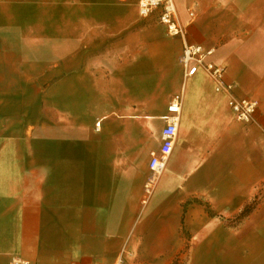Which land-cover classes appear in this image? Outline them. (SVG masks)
<instances>
[{
	"label": "crops",
	"instance_id": "0c3cea01",
	"mask_svg": "<svg viewBox=\"0 0 264 264\" xmlns=\"http://www.w3.org/2000/svg\"><path fill=\"white\" fill-rule=\"evenodd\" d=\"M174 3L183 37L138 0H0V264H172L188 243L190 264H264V0ZM184 44L259 101L253 122L202 68L185 76Z\"/></svg>",
	"mask_w": 264,
	"mask_h": 264
},
{
	"label": "built area",
	"instance_id": "2783aa9c",
	"mask_svg": "<svg viewBox=\"0 0 264 264\" xmlns=\"http://www.w3.org/2000/svg\"><path fill=\"white\" fill-rule=\"evenodd\" d=\"M155 11H157L159 23L165 26L170 36L183 37L186 34L185 26L181 25L178 20L174 0H138V12L141 17L146 18ZM190 15L192 14L190 13ZM212 52V49L204 50L198 45L184 44L180 60L184 67L185 76H191L199 68H202L212 78L217 88L228 93V105L233 110L236 119L242 122H253L259 101L256 99L238 98L234 95V84L225 80L224 68L221 65L206 61ZM167 109L169 115L166 116V123L161 130V145L159 150L150 153L148 162L150 175L144 183L143 189V197L145 199L154 190L172 152L177 133L178 114L181 109V95H176L170 101ZM7 264L34 263L27 259L13 257ZM115 264L126 263L120 257Z\"/></svg>",
	"mask_w": 264,
	"mask_h": 264
},
{
	"label": "rangeland",
	"instance_id": "374dc122",
	"mask_svg": "<svg viewBox=\"0 0 264 264\" xmlns=\"http://www.w3.org/2000/svg\"><path fill=\"white\" fill-rule=\"evenodd\" d=\"M237 213H234L232 216L227 217L224 219V217H222L221 219H223V223L226 227H235L236 223H239L238 220L236 219ZM188 240H192V236H188L187 237ZM190 243H188L189 246ZM186 245V247L179 252L178 254H176V256L174 257V260L172 262V264H190V260H191V256H194L193 253L188 252V247ZM221 255L226 254L225 256H221L222 258L227 256V253H220ZM212 255V254H211Z\"/></svg>",
	"mask_w": 264,
	"mask_h": 264
},
{
	"label": "trees",
	"instance_id": "16d2710c",
	"mask_svg": "<svg viewBox=\"0 0 264 264\" xmlns=\"http://www.w3.org/2000/svg\"><path fill=\"white\" fill-rule=\"evenodd\" d=\"M257 205V201L256 200H252L251 202L245 204L242 209L239 211V213L236 216L237 220H240L246 216H248L253 209L256 207Z\"/></svg>",
	"mask_w": 264,
	"mask_h": 264
},
{
	"label": "bare ground",
	"instance_id": "6f19581e",
	"mask_svg": "<svg viewBox=\"0 0 264 264\" xmlns=\"http://www.w3.org/2000/svg\"><path fill=\"white\" fill-rule=\"evenodd\" d=\"M215 90L220 91L221 89H219V88H217V87L215 86Z\"/></svg>",
	"mask_w": 264,
	"mask_h": 264
}]
</instances>
